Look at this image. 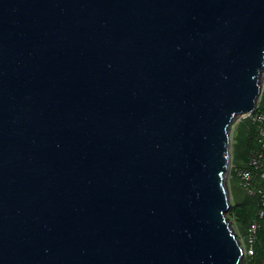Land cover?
<instances>
[{"label":"water","instance_id":"obj_1","mask_svg":"<svg viewBox=\"0 0 264 264\" xmlns=\"http://www.w3.org/2000/svg\"><path fill=\"white\" fill-rule=\"evenodd\" d=\"M263 76L264 0H0V264H243Z\"/></svg>","mask_w":264,"mask_h":264},{"label":"built area","instance_id":"obj_2","mask_svg":"<svg viewBox=\"0 0 264 264\" xmlns=\"http://www.w3.org/2000/svg\"><path fill=\"white\" fill-rule=\"evenodd\" d=\"M264 89V76L262 83V92ZM261 92V94H262ZM261 97V96H260ZM260 101V98H259ZM259 101L256 110L252 113L239 117L241 120H249L254 129L255 147L250 151L247 168H233L238 178L239 185L249 195L258 198L259 209L255 218L251 221L245 234L236 232L238 239L243 247V264H253L256 256V244L258 242V232L261 229L260 221L264 219V111L258 110ZM264 264V255L260 261Z\"/></svg>","mask_w":264,"mask_h":264},{"label":"trees","instance_id":"obj_3","mask_svg":"<svg viewBox=\"0 0 264 264\" xmlns=\"http://www.w3.org/2000/svg\"><path fill=\"white\" fill-rule=\"evenodd\" d=\"M258 110L264 111V89L260 97ZM245 126L236 129L233 133L232 159L233 168H247L250 151L255 147V137L253 125L249 120H241ZM231 170V176L228 178V185L232 195V206L229 211V219L236 231L245 234L251 221L255 218L259 209V200L256 197L249 196L239 185L235 169ZM261 229L258 232V242L256 244V256L253 264H261V258L264 255V219L260 221Z\"/></svg>","mask_w":264,"mask_h":264},{"label":"rangeland","instance_id":"obj_4","mask_svg":"<svg viewBox=\"0 0 264 264\" xmlns=\"http://www.w3.org/2000/svg\"><path fill=\"white\" fill-rule=\"evenodd\" d=\"M237 125L239 126L238 128H242L245 126L244 122H239V118H237V120L235 121L234 123V126L232 128V136H233V133H234V130L236 129ZM232 143H233V140H232ZM231 157H232V154H231ZM230 188V187H229ZM230 190V189H229ZM230 197H231V200H232V195H231V191H230ZM229 215V213H227V216ZM232 223V222H231ZM235 231L237 230V228H234ZM237 232V231H236Z\"/></svg>","mask_w":264,"mask_h":264}]
</instances>
